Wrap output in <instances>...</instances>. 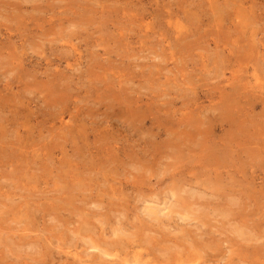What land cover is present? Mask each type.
I'll use <instances>...</instances> for the list:
<instances>
[{"label": "rangeland", "instance_id": "rangeland-1", "mask_svg": "<svg viewBox=\"0 0 264 264\" xmlns=\"http://www.w3.org/2000/svg\"><path fill=\"white\" fill-rule=\"evenodd\" d=\"M171 262L264 264V0H0V264Z\"/></svg>", "mask_w": 264, "mask_h": 264}, {"label": "bare ground", "instance_id": "bare-ground-1", "mask_svg": "<svg viewBox=\"0 0 264 264\" xmlns=\"http://www.w3.org/2000/svg\"><path fill=\"white\" fill-rule=\"evenodd\" d=\"M156 214H157V213H156ZM256 238H257V237H256ZM200 247H201V246H200ZM188 253L190 254V252H187V254H188ZM180 254H181V253H180ZM187 254H186V255H187ZM186 255H185V256H186ZM191 255H192V253H191ZM197 255H198V254H197ZM188 256H190V255H188ZM173 257H174V256H173ZM190 257H191V256H190ZM177 258H178V257H177ZM184 258H185V257H184ZM192 258H193V257H192ZM173 260L175 261L176 259H173ZM185 260H188V259H185ZM193 260H194V259H193ZM195 260H196V259H195ZM190 262H191V261H190ZM173 263H174V262H173ZM173 263L171 262V264H173ZM191 263H192V262H191ZM198 264H199V263H198Z\"/></svg>", "mask_w": 264, "mask_h": 264}]
</instances>
